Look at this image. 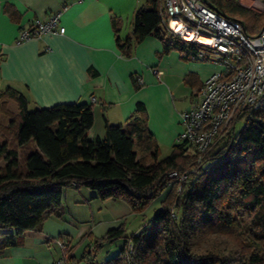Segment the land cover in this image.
<instances>
[{
  "label": "trees",
  "instance_id": "obj_1",
  "mask_svg": "<svg viewBox=\"0 0 264 264\" xmlns=\"http://www.w3.org/2000/svg\"><path fill=\"white\" fill-rule=\"evenodd\" d=\"M204 1L239 20L247 34L264 26V11L238 0ZM162 2L147 0L138 7L133 38L116 37V46L128 56L133 42L152 34L162 41L163 53L175 48L183 59H199L196 45L162 26ZM6 9L13 13L11 7ZM133 81L138 87V79ZM7 100L15 101L18 112L9 114L2 126L12 133L11 146L5 137L0 141L6 160L0 169V251L39 226L46 212L56 210L64 188L86 187L94 197L124 201L140 213L171 185L137 232L126 235L121 224L94 239L95 247L124 239L119 252L104 264H264V105L250 116L237 112L223 137L203 154L188 150L183 140L160 157L142 103L124 126L106 123L102 138L89 139L90 104L30 109L22 91L7 88L0 90V111ZM244 117V125L236 129ZM172 171L186 176L180 180L169 175ZM67 246L68 264H74Z\"/></svg>",
  "mask_w": 264,
  "mask_h": 264
},
{
  "label": "crops",
  "instance_id": "obj_2",
  "mask_svg": "<svg viewBox=\"0 0 264 264\" xmlns=\"http://www.w3.org/2000/svg\"><path fill=\"white\" fill-rule=\"evenodd\" d=\"M146 1L0 0V90L22 91L31 109L90 104L89 139L102 138L106 123L124 126L136 104L142 103L148 130L170 150L184 129L182 112L198 100L202 80L221 65L183 59L175 48L163 53L162 41L152 34L133 42L130 54L124 55L116 37L133 38L134 13ZM238 1L264 11L262 0ZM56 12L63 33L19 40L21 28ZM93 195L86 187L64 188L56 210L46 212L39 226L24 231L15 245L0 251V264H49L61 255L54 242L60 234L74 259L77 252L86 256L94 239L111 228L124 224L132 232L139 230L142 221L132 219L136 213L126 202Z\"/></svg>",
  "mask_w": 264,
  "mask_h": 264
},
{
  "label": "built area",
  "instance_id": "obj_3",
  "mask_svg": "<svg viewBox=\"0 0 264 264\" xmlns=\"http://www.w3.org/2000/svg\"><path fill=\"white\" fill-rule=\"evenodd\" d=\"M161 24L173 36L199 49V59L221 65L201 82L198 100L181 114L186 141L203 154L224 135L239 111L252 112L264 105V26L254 34L244 32L239 20L228 17L204 0H163L159 7ZM59 12L47 19H33L20 29L19 40L46 32H64ZM184 179L186 174L169 173ZM61 255L49 264H68L67 243L60 234L54 239Z\"/></svg>",
  "mask_w": 264,
  "mask_h": 264
},
{
  "label": "rangeland",
  "instance_id": "obj_4",
  "mask_svg": "<svg viewBox=\"0 0 264 264\" xmlns=\"http://www.w3.org/2000/svg\"><path fill=\"white\" fill-rule=\"evenodd\" d=\"M17 112H18V108H17L15 101L13 100H7V102L4 103L2 110L0 111V141L2 140L3 137H5L6 146L8 147L11 146L9 145V142L10 140L12 141V133L10 132L7 133L6 129H4L2 126H5V124L8 123V119L10 116L9 114L14 116L17 114ZM244 123H245V117L237 120L236 129H239L240 127H242ZM27 147L25 146L19 149L18 151L20 152V154H22V152H24L27 149ZM168 148L169 147H166V146L162 147L160 145V157H164L169 153L170 150ZM187 148L188 150H192V147L189 145H187ZM5 162L6 160L4 158V153L0 152V169L4 167ZM19 166H21V162L19 163ZM170 188H171V185L170 187H167V189L163 193H161V195H159L158 198L154 200L155 202L152 201L151 204L143 212H140V213L135 212L136 214H134L133 217L131 216L132 219L137 218L138 221L139 220L140 222L142 221L141 223L143 225L148 219L151 218L154 210L160 207L162 201H164V199L167 197L169 193V192L167 193V190L168 189L170 190ZM142 225H140V227ZM124 226H125L126 235L132 233L131 228L128 225H124ZM123 242H124L123 238H117L112 241L104 242L101 246H97V247L92 246L90 248H87V253H86V256L84 255V257L81 256L82 254L78 255V252H77V254L75 255V258L73 259V263L74 264H104L106 260L113 257L119 252L121 246L123 245ZM128 248H131V245H129Z\"/></svg>",
  "mask_w": 264,
  "mask_h": 264
}]
</instances>
